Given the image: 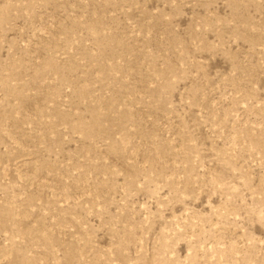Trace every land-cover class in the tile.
<instances>
[{"label":"rangeland","instance_id":"1","mask_svg":"<svg viewBox=\"0 0 264 264\" xmlns=\"http://www.w3.org/2000/svg\"><path fill=\"white\" fill-rule=\"evenodd\" d=\"M0 264H264V0H0Z\"/></svg>","mask_w":264,"mask_h":264}]
</instances>
